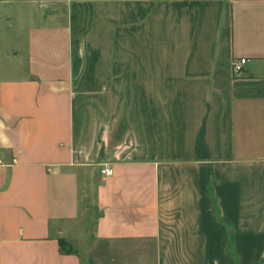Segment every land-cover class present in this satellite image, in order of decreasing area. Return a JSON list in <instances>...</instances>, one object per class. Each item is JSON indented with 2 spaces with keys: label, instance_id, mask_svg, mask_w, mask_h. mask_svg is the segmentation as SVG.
Wrapping results in <instances>:
<instances>
[{
  "label": "crops",
  "instance_id": "crops-1",
  "mask_svg": "<svg viewBox=\"0 0 264 264\" xmlns=\"http://www.w3.org/2000/svg\"><path fill=\"white\" fill-rule=\"evenodd\" d=\"M48 2L62 48L0 80V264H264V0Z\"/></svg>",
  "mask_w": 264,
  "mask_h": 264
},
{
  "label": "rangeland",
  "instance_id": "rangeland-1",
  "mask_svg": "<svg viewBox=\"0 0 264 264\" xmlns=\"http://www.w3.org/2000/svg\"><path fill=\"white\" fill-rule=\"evenodd\" d=\"M50 7L48 0H0V80L28 77L46 47L62 48L56 37L65 35V21H56Z\"/></svg>",
  "mask_w": 264,
  "mask_h": 264
},
{
  "label": "built area",
  "instance_id": "built-area-1",
  "mask_svg": "<svg viewBox=\"0 0 264 264\" xmlns=\"http://www.w3.org/2000/svg\"><path fill=\"white\" fill-rule=\"evenodd\" d=\"M248 62L247 59H240L234 62L233 68L236 75H240L243 73L244 66ZM101 174L104 177H110L114 174V169L112 166H105L104 169H102Z\"/></svg>",
  "mask_w": 264,
  "mask_h": 264
},
{
  "label": "clouds",
  "instance_id": "clouds-1",
  "mask_svg": "<svg viewBox=\"0 0 264 264\" xmlns=\"http://www.w3.org/2000/svg\"><path fill=\"white\" fill-rule=\"evenodd\" d=\"M8 119V117H5ZM6 125L3 120H0V148L11 149L13 143L11 138L6 134Z\"/></svg>",
  "mask_w": 264,
  "mask_h": 264
},
{
  "label": "trees",
  "instance_id": "trees-1",
  "mask_svg": "<svg viewBox=\"0 0 264 264\" xmlns=\"http://www.w3.org/2000/svg\"><path fill=\"white\" fill-rule=\"evenodd\" d=\"M60 249H61V252H64V253H70V249H68L67 245L64 243V242H61L60 243Z\"/></svg>",
  "mask_w": 264,
  "mask_h": 264
}]
</instances>
